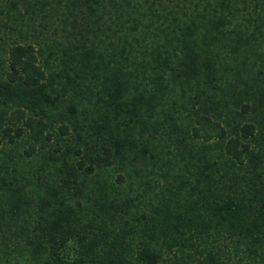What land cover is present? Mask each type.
I'll list each match as a JSON object with an SVG mask.
<instances>
[{"label": "trees", "instance_id": "1", "mask_svg": "<svg viewBox=\"0 0 264 264\" xmlns=\"http://www.w3.org/2000/svg\"><path fill=\"white\" fill-rule=\"evenodd\" d=\"M0 264H264V0H0Z\"/></svg>", "mask_w": 264, "mask_h": 264}]
</instances>
